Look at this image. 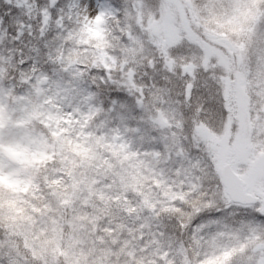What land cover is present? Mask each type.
<instances>
[{"label":"clouds","instance_id":"9594fccd","mask_svg":"<svg viewBox=\"0 0 264 264\" xmlns=\"http://www.w3.org/2000/svg\"><path fill=\"white\" fill-rule=\"evenodd\" d=\"M0 113V264H264V0H0Z\"/></svg>","mask_w":264,"mask_h":264},{"label":"rangeland","instance_id":"374dc122","mask_svg":"<svg viewBox=\"0 0 264 264\" xmlns=\"http://www.w3.org/2000/svg\"><path fill=\"white\" fill-rule=\"evenodd\" d=\"M75 2V0H73ZM18 6L20 7H27V4L31 2V0H16ZM74 4V3H73ZM167 39H176L178 38L176 36V33L175 32H172L170 31L168 34H167ZM213 52H215V50H213ZM3 113H0V120H3ZM0 153H7V155L10 157V158H14L16 153L13 149L12 146L8 145V144H4L3 142H0ZM2 168H3V165L2 163H0V172H2ZM0 179H2V176H0ZM9 187H12L11 184H9Z\"/></svg>","mask_w":264,"mask_h":264},{"label":"trees","instance_id":"16d2710c","mask_svg":"<svg viewBox=\"0 0 264 264\" xmlns=\"http://www.w3.org/2000/svg\"><path fill=\"white\" fill-rule=\"evenodd\" d=\"M73 3H75L73 0H72ZM101 2L103 3V0H101Z\"/></svg>","mask_w":264,"mask_h":264}]
</instances>
